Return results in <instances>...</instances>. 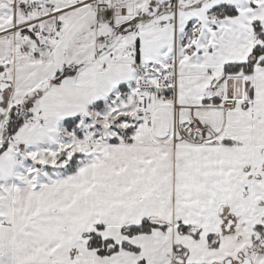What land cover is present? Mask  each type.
Instances as JSON below:
<instances>
[{"label":"snow or ice","instance_id":"6c2138e0","mask_svg":"<svg viewBox=\"0 0 264 264\" xmlns=\"http://www.w3.org/2000/svg\"><path fill=\"white\" fill-rule=\"evenodd\" d=\"M0 264H264V0H0Z\"/></svg>","mask_w":264,"mask_h":264}]
</instances>
